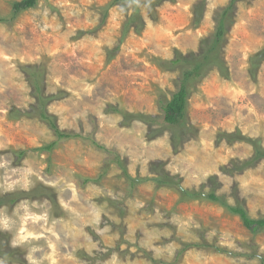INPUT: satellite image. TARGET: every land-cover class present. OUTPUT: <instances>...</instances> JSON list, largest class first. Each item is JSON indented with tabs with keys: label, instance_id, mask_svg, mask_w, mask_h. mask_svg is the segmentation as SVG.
Instances as JSON below:
<instances>
[{
	"label": "rangeland",
	"instance_id": "1",
	"mask_svg": "<svg viewBox=\"0 0 264 264\" xmlns=\"http://www.w3.org/2000/svg\"><path fill=\"white\" fill-rule=\"evenodd\" d=\"M21 1L0 0V196L50 192L0 207V264H264V227L224 204L264 218V0ZM221 25L226 70L206 64L171 129L160 101L191 65L169 62L201 57ZM34 67L47 113L80 135L51 150ZM156 164L221 201L158 186Z\"/></svg>",
	"mask_w": 264,
	"mask_h": 264
},
{
	"label": "trees",
	"instance_id": "2",
	"mask_svg": "<svg viewBox=\"0 0 264 264\" xmlns=\"http://www.w3.org/2000/svg\"><path fill=\"white\" fill-rule=\"evenodd\" d=\"M37 0H22L21 2H18L16 4V11H21L24 9H28L32 6H34L36 4ZM229 9V8H228ZM140 15H138L137 13H135L133 15V17H131L129 19V21H139L140 20ZM224 19V18H223ZM223 25V23H222ZM222 25L218 28L217 34L215 36L214 39V43L216 45H214V47L211 48H207L205 50V52H203V55H201V57L198 58H193L191 60H186V58H182V57H177L176 59H173L172 61L169 62L170 65H177L181 62H185V63H189V65H191V69H184L183 71V77L181 80V84L179 89L177 90V92H175L172 96V98L168 101L165 98L161 99L160 104H161V108L164 112V122L165 124H168V126L171 129L177 128V127H182L184 125V123L187 122V109H188V95H189V87L190 84L195 81L197 78H199L205 68H206V64H208L209 62H211L212 60H215L214 62L219 63L221 65V69L222 70H226L225 66L223 63V61H220L219 59H216V54L218 53V43H220L223 40V35H224V30L222 28ZM24 71L27 72L26 75H28L27 77L29 78V81L31 83L32 89H33V93L34 95L37 97L38 99V104L39 107L38 109H35L36 112H38L40 115V117L46 121H48L50 123V127H52V129L54 130L57 140L49 143L45 146L42 147V149H53L55 147V145L57 144L58 141L62 140V139H68L71 137H79L80 135L77 133H71V132H66V131H62L58 128V126L55 124L54 119L52 116H50L47 113L46 110V106L48 104V101L52 98H56L57 96L55 95H50V96H45L44 93V89H43V83H42V78H43V74L38 71L36 72L35 67L34 68H25ZM15 113L17 115L20 114L19 110H16ZM127 116H134L133 114L131 115L130 113H126ZM16 115V116H17ZM138 117H140V114H138ZM156 121V119H152L150 120V122H154ZM94 143L96 145H98L95 141ZM103 148V147H102ZM260 149V148H258ZM23 153L20 152L19 154L21 155ZM261 154L264 155V150L261 149ZM115 162L118 163L119 167H121L124 170V174L126 177L131 178V175L127 172V166L125 163V160L121 159L120 156H118L117 154H115ZM152 170L154 172V174L156 176H154V181L158 186H170V187H174V188H178V192H180V194L183 196V198H202V199H210V200H214L216 202L221 201L220 196L217 195L214 191V189H212L209 193H205L202 190H188L185 188H182V186L180 185V180L176 181L172 175L168 174L166 172V170L159 165V167L156 165H153ZM141 180V179H140ZM134 183L136 181H139L137 178H134L132 180ZM45 187V186H42ZM49 189H51L53 191V188L51 187H47ZM48 192H43V190H39L38 192H35L33 190H30L28 192H24L23 190H18L16 192H12V193H8L5 195H1L0 196V207L2 206H12V204H16L20 199L23 198V196L25 195L27 198L30 196H34L36 198H41V197H49ZM54 193V192H53ZM55 196V195H54ZM50 201L54 204H57L56 200L53 201V199L50 197L49 198ZM226 208L231 210L232 212L238 214L241 219L243 220V223L253 229L255 232L259 231L261 229V227H264V218L262 219H254L251 218L247 211L243 208V207H233L230 206L226 203H224ZM190 245V244H188ZM220 248H217L216 250H219ZM4 255L3 251H0V255Z\"/></svg>",
	"mask_w": 264,
	"mask_h": 264
}]
</instances>
